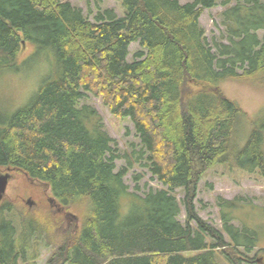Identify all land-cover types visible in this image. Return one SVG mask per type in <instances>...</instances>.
Listing matches in <instances>:
<instances>
[{"label": "trees", "instance_id": "16d2710c", "mask_svg": "<svg viewBox=\"0 0 264 264\" xmlns=\"http://www.w3.org/2000/svg\"><path fill=\"white\" fill-rule=\"evenodd\" d=\"M119 1L122 16L105 7L90 18L65 0H0V73L41 57L49 69L25 105L0 110V167L86 209L80 229L63 236L56 220L15 216L1 202L0 264H36L40 242L54 244L45 264H220L217 253L240 264L234 250L257 246L259 235L234 224L241 199L217 197L227 242L194 198L215 165L264 177V107L249 116L218 88L232 80L264 89V0ZM218 5L223 33L210 44L199 18ZM23 42L33 53L19 59ZM131 43L139 49L129 60ZM86 92L132 122L137 147L116 152L96 108L80 102ZM134 163L166 189L130 191Z\"/></svg>", "mask_w": 264, "mask_h": 264}, {"label": "rangeland", "instance_id": "374dc122", "mask_svg": "<svg viewBox=\"0 0 264 264\" xmlns=\"http://www.w3.org/2000/svg\"><path fill=\"white\" fill-rule=\"evenodd\" d=\"M75 6L80 7L84 14L92 18L94 12L99 8H112L117 15L122 16L124 10L119 0H65ZM180 3H187L193 0H178ZM224 7L218 5L206 8L200 15V23L205 30V35L209 41L219 39L223 33V26L220 24V13ZM260 34L263 31H259ZM129 60L139 49L137 43L130 44ZM33 53V47L23 42L19 59L27 58ZM30 61L25 63L22 70L15 72L7 70L0 73V110L11 111L25 105L30 97L35 93L43 79L49 74V69L41 62ZM43 65V67H42ZM207 88V87H204ZM218 88L229 99L236 102L249 116H254L264 107V89H260L251 84L226 80L219 83ZM81 103L91 104L96 108L102 117L105 130L114 139V148L117 153L123 155L129 152L130 143L139 145L133 124L128 118H119L111 114L109 109L103 104L100 97L86 92ZM117 168L126 165L125 159H116ZM5 168L0 167V173H5ZM11 178L8 181L2 203L11 204L15 216L35 217L56 220L59 223L58 232L60 235H74L81 227L86 209L80 203H74L69 207L61 205L54 199L50 187L41 181L29 178L19 170H10ZM129 190L140 195L145 194L149 188H165L146 167L139 163H134L128 168L124 177ZM178 201L181 203L179 219L184 223L186 211L182 203L184 191L177 189L173 191ZM234 199L239 197L240 207L234 211L236 214L235 225L245 222L248 228L258 229L257 246L248 250L244 247H237L234 254L241 261L240 264H264V177L257 172H246L238 168H230L227 165H215L208 169L202 178L197 182L196 197L194 204L198 215L206 220L211 226L219 230L229 242L227 234L223 230L220 207L217 205V197ZM31 199L33 204L28 205L27 200ZM52 200L50 202L49 200ZM0 202V203H1ZM13 216V217H15ZM17 218L15 223L17 222ZM18 224V223H17ZM55 241H60L56 238ZM229 246L218 250H229ZM54 251V244L40 242L36 264H45ZM220 264H229L220 253H217Z\"/></svg>", "mask_w": 264, "mask_h": 264}, {"label": "water", "instance_id": "95a60500", "mask_svg": "<svg viewBox=\"0 0 264 264\" xmlns=\"http://www.w3.org/2000/svg\"><path fill=\"white\" fill-rule=\"evenodd\" d=\"M10 178H11V174L9 171H7L5 173H0V202L3 199V196H4L6 188H7L8 181ZM27 203L29 206H31L33 204V201L31 199H28Z\"/></svg>", "mask_w": 264, "mask_h": 264}, {"label": "flooded vegetation", "instance_id": "af4514ba", "mask_svg": "<svg viewBox=\"0 0 264 264\" xmlns=\"http://www.w3.org/2000/svg\"><path fill=\"white\" fill-rule=\"evenodd\" d=\"M49 201H51L52 202V200L50 199Z\"/></svg>", "mask_w": 264, "mask_h": 264}]
</instances>
